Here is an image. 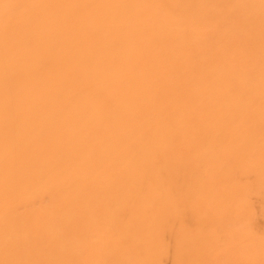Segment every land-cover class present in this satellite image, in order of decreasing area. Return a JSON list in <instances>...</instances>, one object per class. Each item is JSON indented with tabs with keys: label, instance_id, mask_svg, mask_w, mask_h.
Wrapping results in <instances>:
<instances>
[{
	"label": "bare ground",
	"instance_id": "1",
	"mask_svg": "<svg viewBox=\"0 0 264 264\" xmlns=\"http://www.w3.org/2000/svg\"><path fill=\"white\" fill-rule=\"evenodd\" d=\"M0 264H264V0H0Z\"/></svg>",
	"mask_w": 264,
	"mask_h": 264
}]
</instances>
